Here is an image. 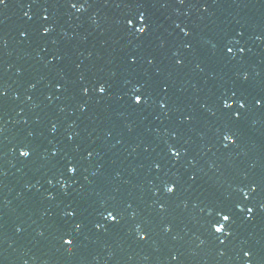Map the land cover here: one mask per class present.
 <instances>
[{
	"label": "water",
	"instance_id": "water-1",
	"mask_svg": "<svg viewBox=\"0 0 264 264\" xmlns=\"http://www.w3.org/2000/svg\"><path fill=\"white\" fill-rule=\"evenodd\" d=\"M0 92V264H264V0H6Z\"/></svg>",
	"mask_w": 264,
	"mask_h": 264
},
{
	"label": "snow or ice",
	"instance_id": "snow-or-ice-1",
	"mask_svg": "<svg viewBox=\"0 0 264 264\" xmlns=\"http://www.w3.org/2000/svg\"><path fill=\"white\" fill-rule=\"evenodd\" d=\"M182 2H183V0H182ZM3 4H6V0H0V5H3ZM84 6H85L84 3L79 4V8H80V9H83ZM71 7H73V8H77V3H76V2H72ZM26 15H27V14H26ZM45 19H47V17H45ZM139 19H140L142 22H144V23L142 24L141 27H139L138 32H139V34H144V33H146V31H147V29H148V24L146 23V16H145V14L142 13V14L139 16ZM128 23L131 24L132 21L129 20ZM43 31H44L45 33H47V32L49 31V29L46 27V28L43 29ZM186 34H188V33L186 32ZM189 47H190V45H189ZM226 51H227L228 53H232V52L234 51V49L231 48V47H229V48L226 49ZM239 51H240L241 53H243V52L245 51V49H244V48H241ZM130 59L132 60V62H135V56H132ZM178 63H183V61L180 60V61H178ZM245 79H247L246 74H245ZM33 87H34V85H33ZM96 90H97L99 93L104 94V93H106L107 90H108V85H106L105 83H99V84L96 86ZM83 91H84L85 93H87V92L89 91V89H88V88H84ZM4 94H5V93L0 92V95H4ZM232 95H233V96H236L237 93L234 91V92L232 93ZM133 100H134V103H135V104H142V103L144 102L145 97H144V95H143V93H142V90H141V87H140V86H136V87H135V90H134V92H133ZM235 103H236L235 100H233L232 103H229L228 101H225V102H224V107H225V108H231L232 105L235 104ZM255 104L258 105V106H264V97H258V98H256V100H255ZM161 106H162V107H166V104H164V103L162 102ZM239 107H240L241 109H243V108L246 107V101H245L243 98H241L240 101H239ZM241 115H242V113H241L240 111H236V112L234 113V117H235L236 119H239V118L241 117ZM189 119H190V117H189ZM223 139L235 143V138H234V136L231 135V134L224 135ZM171 152H172V155H173L174 158H178V157L181 155L180 151L176 150L175 148H172V149H171ZM20 155H21L22 157H25V158L30 157V155H31V149H29V148H27V147H23V148H21V150H20ZM88 155L91 156L92 153L89 152ZM156 167L159 168L160 165L157 164ZM67 171H68L69 173L75 175V174L77 173L78 169H77V167H76V165H75L74 163H71V162H70V163L67 165ZM193 179H195V177H193ZM63 187H64V188H67V184L63 185ZM255 187H256V186L254 185V186H253V189H255ZM166 188H167V192H168V193H173V192L175 191V189H176V184L171 183V184L167 185ZM248 195H249V193L245 192V196L248 197ZM161 207H163V205H161ZM236 207H237L241 212L245 211L243 205H239V204H238V205H236ZM254 211H255V209H254L253 207H248V208H247V218H248V219H252V218H254V217H253V213H254ZM65 215H66V216H73V217H74V216L76 215V212H75V210H70V211L66 212ZM102 215H103V214H102ZM219 215L221 216V220L217 222V226H215V229H214L215 232H216V233H227L228 235H231L232 233H231V231H230V229H229V225H230L231 222L233 221V214H232V212H231L230 210H228L227 208H221V210H220V212H219ZM105 219H106V220H110V221L113 222V223H116V222H118L119 217H118V215L115 213V210H113V211H108V212H107ZM81 226H82L81 223H77V224H76V227H77V228H80ZM96 226H97V227H101L102 225L97 224ZM141 238L146 239V238H147L146 233H141ZM62 239H63V243H64L65 245H67V246H71V245H73L74 242H75L71 235H66V236L63 237ZM217 239H219V237H217ZM220 242H221V243H224V240H221ZM244 255H245L246 257H251V256L253 255V253H252L251 251H245ZM173 259H176V257H173ZM248 264H252L251 259H249Z\"/></svg>",
	"mask_w": 264,
	"mask_h": 264
}]
</instances>
